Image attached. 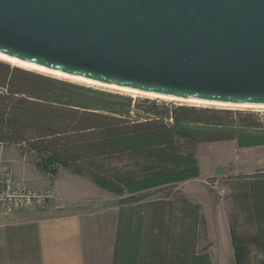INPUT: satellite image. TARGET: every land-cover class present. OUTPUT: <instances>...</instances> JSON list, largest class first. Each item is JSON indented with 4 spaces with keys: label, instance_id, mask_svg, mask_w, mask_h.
Returning a JSON list of instances; mask_svg holds the SVG:
<instances>
[{
    "label": "trees",
    "instance_id": "16d2710c",
    "mask_svg": "<svg viewBox=\"0 0 264 264\" xmlns=\"http://www.w3.org/2000/svg\"><path fill=\"white\" fill-rule=\"evenodd\" d=\"M45 85L30 96L0 93V125L38 133L37 141H44L42 172L56 176L59 168L70 170L119 198L112 264H210L208 254L197 249L206 233L199 205L182 199L176 216L169 202H152L149 216L139 213V205L150 191L196 179L193 150L200 144L264 146V121L251 112L147 100L134 106L147 116H132L131 98L108 100ZM122 158L132 169L109 164ZM235 180L237 191L230 198L252 231L239 230L238 218L231 216L234 264H264V172Z\"/></svg>",
    "mask_w": 264,
    "mask_h": 264
},
{
    "label": "water",
    "instance_id": "95a60500",
    "mask_svg": "<svg viewBox=\"0 0 264 264\" xmlns=\"http://www.w3.org/2000/svg\"><path fill=\"white\" fill-rule=\"evenodd\" d=\"M0 54L178 100L264 105V0H0Z\"/></svg>",
    "mask_w": 264,
    "mask_h": 264
},
{
    "label": "rangeland",
    "instance_id": "374dc122",
    "mask_svg": "<svg viewBox=\"0 0 264 264\" xmlns=\"http://www.w3.org/2000/svg\"><path fill=\"white\" fill-rule=\"evenodd\" d=\"M49 72L29 69L0 58V93L7 94L13 91L30 96L31 93H38L39 90H43L45 84H50L52 86L69 87L67 89L71 91L84 92L108 100H113L115 96L131 98L133 100L132 116L136 114L141 117L147 116L139 109L134 108V106H137V102L147 100L149 102L155 101L157 104L251 112L257 115L259 121H264V106L206 104L155 98L131 90L118 89L99 83L93 84L94 82L89 83L86 80H76L78 78L72 79L70 76H62L64 74L61 73L57 75L54 74L56 72ZM139 107L142 106L139 105ZM37 136L38 133L32 130L18 133L0 125V169L17 168L22 172H31L43 176L46 182L44 189L50 190L52 199L51 183L54 176L42 172L38 166L40 156L44 155V141H37ZM193 151L199 167L197 178L157 191H150L141 201L139 213L142 216H149V205L157 201L172 204V216L177 215L178 203L182 199L199 205L200 213L205 220L206 233L200 235L197 246L198 251H205L208 254L210 264H234L229 227L231 216L237 217L239 220L240 214L230 196L237 191L235 186L237 176H248L264 172V146L238 148L235 141H223L200 144ZM115 163L124 169L132 167L131 161L127 158H122L121 161H111L109 164L114 165ZM59 171L61 174L74 175L72 171L64 168H59ZM77 177L90 181L87 177ZM100 190L106 193L101 198V202L109 206L112 204L115 207L113 262L117 220L120 210L119 198L106 190ZM51 199L44 207L34 208L33 210L43 211L51 203ZM0 215V264H40L34 225L21 223L9 215H3L2 213ZM93 221L95 223L93 224L94 227L109 229L112 219L111 216H99ZM239 222V230L252 231V227L240 220ZM253 256H256L255 252H252V258ZM253 264H255V261H253Z\"/></svg>",
    "mask_w": 264,
    "mask_h": 264
},
{
    "label": "crops",
    "instance_id": "0c3cea01",
    "mask_svg": "<svg viewBox=\"0 0 264 264\" xmlns=\"http://www.w3.org/2000/svg\"><path fill=\"white\" fill-rule=\"evenodd\" d=\"M10 170L24 189L46 190L43 176ZM51 185V203L43 211L9 215L34 225L40 264H111L116 214L112 204L101 202L106 193L90 181L60 171ZM99 216H111L109 229L93 226V219Z\"/></svg>",
    "mask_w": 264,
    "mask_h": 264
},
{
    "label": "built area",
    "instance_id": "2783aa9c",
    "mask_svg": "<svg viewBox=\"0 0 264 264\" xmlns=\"http://www.w3.org/2000/svg\"><path fill=\"white\" fill-rule=\"evenodd\" d=\"M50 199V190L24 189L12 170L0 169V213L3 215L44 207Z\"/></svg>",
    "mask_w": 264,
    "mask_h": 264
},
{
    "label": "bare ground",
    "instance_id": "6f19581e",
    "mask_svg": "<svg viewBox=\"0 0 264 264\" xmlns=\"http://www.w3.org/2000/svg\"><path fill=\"white\" fill-rule=\"evenodd\" d=\"M0 58H2V59H4V60H7V61H9V62H11V63H13V64H16V65H19V66H23V67H26V68H29V69H34V70H38V71H42V72H49L50 70H46V69H43V68H41V67H39V66H36V65H34V64H30V63H26V62H22V61H20V60H17V59H14V58H10V57H6V56H4V55H1L0 54ZM50 72H56V71H50ZM49 72V73H50ZM60 72H56V73H54V74H57V75H60L59 74ZM62 74V73H61ZM62 76H66L67 77V75H62ZM69 77V76H68ZM74 76H70V78H72V79H76V78H78V79H76V80H85V79H83V78H80V77H75V78H73ZM87 82H88V80H86ZM90 82H92V81H89V83ZM93 84H96V82H94ZM98 84V83H97ZM107 86H110V85H107ZM112 87H114V88H118V87H115V86H112ZM118 89H122V88H118ZM124 90H129V89H124ZM131 91H134V90H131ZM135 93L136 92H138V91H134ZM140 94H144V95H147V96H150V97H158V98H164V99H169V100H178V99H175V98H171V97H164V96H159V95H155V94H151V93H144V92H139ZM180 101H184V102H187V101H189V102H201V103H208V104H214V103H210V102H204V101H196V100H183V99H181ZM239 106V105H238ZM240 106H264V105H240Z\"/></svg>",
    "mask_w": 264,
    "mask_h": 264
}]
</instances>
